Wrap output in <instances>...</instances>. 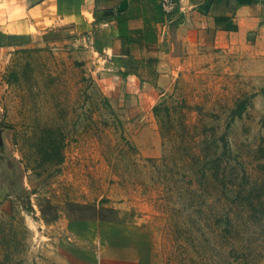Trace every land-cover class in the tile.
<instances>
[{
  "label": "rangeland",
  "instance_id": "obj_1",
  "mask_svg": "<svg viewBox=\"0 0 264 264\" xmlns=\"http://www.w3.org/2000/svg\"><path fill=\"white\" fill-rule=\"evenodd\" d=\"M42 35L0 55V264H79L110 240L144 264H264L259 63L195 50L134 120L135 94Z\"/></svg>",
  "mask_w": 264,
  "mask_h": 264
},
{
  "label": "crops",
  "instance_id": "obj_2",
  "mask_svg": "<svg viewBox=\"0 0 264 264\" xmlns=\"http://www.w3.org/2000/svg\"><path fill=\"white\" fill-rule=\"evenodd\" d=\"M48 33L80 44L99 79L138 97L128 106L134 120L195 50L238 52L264 70V0H180L170 13L159 0H0V55L16 40ZM9 197L0 179V209ZM109 244L93 255L85 248L79 264H125L127 257L144 264L140 249Z\"/></svg>",
  "mask_w": 264,
  "mask_h": 264
},
{
  "label": "built area",
  "instance_id": "obj_3",
  "mask_svg": "<svg viewBox=\"0 0 264 264\" xmlns=\"http://www.w3.org/2000/svg\"><path fill=\"white\" fill-rule=\"evenodd\" d=\"M159 2L166 13H170L180 7V0H159Z\"/></svg>",
  "mask_w": 264,
  "mask_h": 264
},
{
  "label": "trees",
  "instance_id": "obj_4",
  "mask_svg": "<svg viewBox=\"0 0 264 264\" xmlns=\"http://www.w3.org/2000/svg\"><path fill=\"white\" fill-rule=\"evenodd\" d=\"M155 106L153 107V110H154ZM93 207V216L95 218H101V219H105V216L101 215L100 212H101V208L100 207H97L95 205H92ZM55 217V216H52V218Z\"/></svg>",
  "mask_w": 264,
  "mask_h": 264
}]
</instances>
